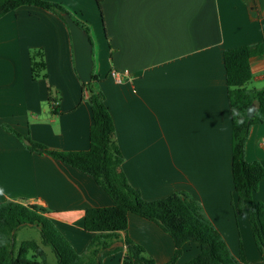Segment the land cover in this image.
Returning <instances> with one entry per match:
<instances>
[{
  "label": "crops",
  "instance_id": "0c3cea01",
  "mask_svg": "<svg viewBox=\"0 0 264 264\" xmlns=\"http://www.w3.org/2000/svg\"><path fill=\"white\" fill-rule=\"evenodd\" d=\"M88 28L92 72L111 115L127 182L145 200L185 191L243 264H264L248 213H236L231 171L232 120L226 48L264 43V0H50ZM247 88L264 86V54L251 59ZM113 71L118 75H113ZM51 97L52 99H49ZM53 104L55 110H53ZM92 122L74 68L68 27L53 11L19 5L0 17V202L37 203L77 252L95 232L83 227L89 206L112 204L86 172L28 150L9 129L53 150H84ZM245 158L264 168V121L253 124ZM264 205V178L253 192ZM30 226V225H27ZM128 235L156 264L173 256L172 237L129 213L121 246L101 264H121ZM187 241L172 264L197 252ZM138 264V263H135Z\"/></svg>",
  "mask_w": 264,
  "mask_h": 264
},
{
  "label": "trees",
  "instance_id": "16d2710c",
  "mask_svg": "<svg viewBox=\"0 0 264 264\" xmlns=\"http://www.w3.org/2000/svg\"><path fill=\"white\" fill-rule=\"evenodd\" d=\"M96 1L100 6L102 0ZM24 4L38 5L55 12L67 26L62 16L67 10L59 2L50 0H0V17ZM74 19L88 32L82 21ZM263 54V42L230 47L223 51L232 120L231 171L233 191L236 194L234 208L236 213L242 209L247 210L253 238L264 261V205L253 200V192L264 178V168L258 161L245 158V144L250 127L264 121V86L246 87L252 76L251 59ZM100 80V77L92 72L90 81H81L89 100L92 117L88 148L53 150L32 139L29 134L20 133L10 127L7 129L19 138L28 150L49 154L63 163L89 173L111 197L112 204L89 206L85 209L83 227L95 233L85 251L77 252L45 214L50 211L48 208L20 200L1 201L0 264H47L43 245L50 247L55 256V264H101L107 255L121 248L111 247V244L118 239V231L126 230L129 213L155 222L172 237L175 250L171 259L164 264H172L182 252L183 243L187 241L196 243L199 250L184 264H243L242 254L239 259L231 255L220 233L202 212L199 202L187 192H172L159 199L145 200L139 191L127 182L121 169V152L114 138L113 121L104 103V95L97 86ZM252 102L256 106L255 112L252 116H247L246 109ZM25 225L38 228L40 242L24 239L16 244L15 232ZM121 240L125 247L121 264H156L153 259L143 254V248L128 235Z\"/></svg>",
  "mask_w": 264,
  "mask_h": 264
},
{
  "label": "water",
  "instance_id": "95a60500",
  "mask_svg": "<svg viewBox=\"0 0 264 264\" xmlns=\"http://www.w3.org/2000/svg\"><path fill=\"white\" fill-rule=\"evenodd\" d=\"M62 16L67 23L70 33L74 68L77 76L82 82L90 81L92 77L93 58L92 42L89 33L75 21L69 12H63ZM255 109V103H250L246 109L247 116H252ZM118 244L121 245L122 242L118 241Z\"/></svg>",
  "mask_w": 264,
  "mask_h": 264
},
{
  "label": "rangeland",
  "instance_id": "374dc122",
  "mask_svg": "<svg viewBox=\"0 0 264 264\" xmlns=\"http://www.w3.org/2000/svg\"><path fill=\"white\" fill-rule=\"evenodd\" d=\"M24 239H34L38 242H40V234L39 230L36 226H21L19 229L15 232V241L16 244H18L21 240ZM43 248L46 253V261L47 264H55V256L53 252L51 251L50 247L47 245H43Z\"/></svg>",
  "mask_w": 264,
  "mask_h": 264
},
{
  "label": "built area",
  "instance_id": "2783aa9c",
  "mask_svg": "<svg viewBox=\"0 0 264 264\" xmlns=\"http://www.w3.org/2000/svg\"><path fill=\"white\" fill-rule=\"evenodd\" d=\"M112 73H113V75H118V72H116V71H113Z\"/></svg>",
  "mask_w": 264,
  "mask_h": 264
}]
</instances>
